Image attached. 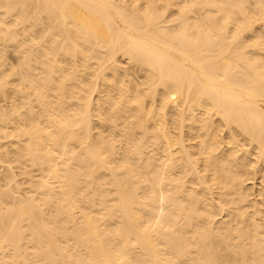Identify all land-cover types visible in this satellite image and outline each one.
Wrapping results in <instances>:
<instances>
[{
  "label": "bare ground",
  "instance_id": "bare-ground-1",
  "mask_svg": "<svg viewBox=\"0 0 264 264\" xmlns=\"http://www.w3.org/2000/svg\"><path fill=\"white\" fill-rule=\"evenodd\" d=\"M0 264H264V0H0Z\"/></svg>",
  "mask_w": 264,
  "mask_h": 264
},
{
  "label": "rangeland",
  "instance_id": "rangeland-1",
  "mask_svg": "<svg viewBox=\"0 0 264 264\" xmlns=\"http://www.w3.org/2000/svg\"><path fill=\"white\" fill-rule=\"evenodd\" d=\"M12 60V59H11Z\"/></svg>",
  "mask_w": 264,
  "mask_h": 264
}]
</instances>
